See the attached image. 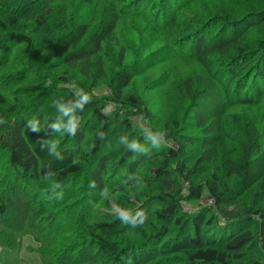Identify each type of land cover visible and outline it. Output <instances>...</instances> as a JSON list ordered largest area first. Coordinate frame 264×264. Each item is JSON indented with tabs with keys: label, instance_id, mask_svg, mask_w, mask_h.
I'll use <instances>...</instances> for the list:
<instances>
[{
	"label": "trees",
	"instance_id": "1",
	"mask_svg": "<svg viewBox=\"0 0 264 264\" xmlns=\"http://www.w3.org/2000/svg\"><path fill=\"white\" fill-rule=\"evenodd\" d=\"M91 1L86 0L85 3L89 4ZM190 1L192 0H110L104 9L101 24L95 31L89 32L87 21L81 22L66 27V33H59L50 41L52 33L64 28L63 13L55 6L57 0H27V10L16 5L18 0H7L0 3V32L8 33L6 41H0V80L9 74L11 53L18 43L25 44L32 57L44 54L46 62L53 61V67H64L68 72L86 79L101 78L104 72L103 54L116 48L113 34L122 14L130 11L141 15L147 11L155 23L167 20L159 27L171 29L176 24L179 10ZM259 14L252 20L248 16L234 22L224 19L220 21L215 17L206 25L200 26L193 38L188 35L179 41L180 50H188L185 56L191 54L200 60L210 58L216 62L212 65L210 78L203 82V86L190 91L192 116L188 125L183 127L196 131L191 135H184V139L188 143L199 142L203 145L207 154H210L207 159L213 156L220 140L223 115L228 103L237 101L254 105L264 96V31L260 39H255L254 44L244 39L252 27L264 28V12ZM19 15L32 21L34 25L31 32L9 28V17ZM124 54V49L119 48L118 55L122 61ZM13 76H8L6 82L16 81ZM132 76L129 72H121L113 79L114 102H123V89L130 84ZM69 82L70 78L66 75L56 76L53 86L57 90L60 84L64 86ZM2 91L3 87L0 86V94ZM61 91L63 113H73V118L67 124L66 148L53 146L39 128L29 125L25 115L12 112V107L6 111L0 105V248L18 251L25 249L38 255L40 264H174L173 258L166 257L148 262L156 256L158 247L164 243L169 232L166 225L159 231L153 229L151 233L141 231L139 240L125 245L108 242L101 234L96 233L112 229L121 232L134 222L133 217L146 207L148 201L141 207L129 206L130 200L127 198L128 204L123 205L121 212L115 214L112 220H105L103 217L90 221L87 218L92 214L89 212L91 206H88L90 209L83 208L88 198L79 190L71 192L67 188H73L76 180L85 174L88 179L85 194H101L109 188L108 183L120 175L122 181L132 176L140 177L139 172L147 163L156 164L157 169H151L150 175L142 178L155 198L160 200L161 206L156 210V216L161 222L174 223L185 229L187 224L182 222L185 217L179 215L183 210L170 193L175 184L187 179L185 169L180 168V179H175L172 183L171 161L178 158V152L174 148L168 149L165 158L157 163L154 154L150 156L143 152L148 146L146 142L150 134H147V137L139 138L140 143L134 149H126L122 157L108 169L109 163L115 158L103 153L107 133L113 125L104 113L108 101L104 100L99 106L100 100L88 91L81 95H76L73 89L67 87ZM127 100L128 104L141 107L137 98L128 96ZM90 113L101 125L93 130L90 145L82 148L87 123L85 119ZM52 120L55 121L54 118ZM173 123L174 127H181L177 121ZM129 127L130 125H125V128ZM165 131L169 139L176 140L171 129L166 128ZM263 147L260 144L248 145L239 155L237 163L243 181L254 177L256 160L253 155L264 157ZM139 152L143 155L134 159ZM46 181L53 187L44 185ZM126 184L130 185V182H125L123 186ZM123 186H115L113 192L123 191ZM206 189L218 206L226 203L229 187L219 184L216 179L207 187L197 186L193 191L194 197L201 199ZM263 194L264 177L256 195ZM22 206L27 209V215L17 224L9 216L13 212L19 216V208ZM221 210L220 217H211L208 224L221 221V217L225 222L231 220L230 212ZM256 214L261 218L264 232V210L259 209ZM109 216L111 215H107ZM194 229V235L189 238L193 246L188 257L189 264H230L244 257L241 249L245 244H249L250 248L257 245L253 231L248 227L235 232L217 227L218 231L215 230L212 234V238L216 240L209 245H202L200 230L195 225ZM79 230L84 233L75 234ZM26 238L32 239L30 244L25 243ZM145 253H148L146 258L143 257ZM248 264L264 263L252 261Z\"/></svg>",
	"mask_w": 264,
	"mask_h": 264
},
{
	"label": "rangeland",
	"instance_id": "2",
	"mask_svg": "<svg viewBox=\"0 0 264 264\" xmlns=\"http://www.w3.org/2000/svg\"><path fill=\"white\" fill-rule=\"evenodd\" d=\"M6 1L0 0V3L3 4ZM25 1L27 0H18L16 5L27 10L28 2ZM85 2L86 0H57L55 6L59 7L63 13L64 28L52 33L50 41L59 33H66V27L77 23L87 21L90 26L89 32L99 27L104 9L110 0H92L89 4ZM261 12H264V0H192L179 10L176 24L171 29L159 27L167 20L155 23L147 11L141 15L126 12L118 18L113 34L114 48H116L111 49L106 55L103 54L104 72L101 78L95 80L86 79L74 72L70 73L64 67H53V61L46 62L44 54L41 57H32L27 46L18 43L11 53L8 72V76L14 75L16 81L6 82L7 75L0 80V86L3 87L0 94V100L3 101L0 105H3L6 111L12 107V112L25 115L29 125L39 128L53 146L66 148L65 134L73 113H63L61 90L67 87L73 89L76 95L88 91L90 95L100 100L99 106L104 100L108 101L104 113L113 125L107 133L103 153L109 157H115L109 163L108 169L113 167V163L122 157L126 149H134L137 143H140L139 138L147 137V134H150L146 142L148 146L143 152L150 156L154 154L156 157L154 160H157V163L165 158L164 155L167 154L168 149L174 148L178 152V158L171 161L172 183L175 179H180V168L185 169L187 179H182L175 184L170 193L183 210L179 215L182 214L185 217V220H182L187 224L185 229H181L174 223L161 222L156 216V210L161 206L160 200L155 198L150 187L142 181L143 176L150 175L151 169H157L156 164L147 163L139 172L141 178L132 176L122 181V175H120L116 180L110 181L109 188L101 194H85L88 183L85 174L76 180L73 188H67L71 189V192L79 190L88 198L83 208L90 209L88 206H91L89 212L92 214L87 218L90 221L103 217L105 220H112L115 214L121 212L123 205L126 206L129 203V206L141 207L145 205V202H149L138 215L133 217L134 222L121 232L115 229L96 232L108 242L125 245L139 240L141 231L151 233L153 229L159 231L166 225L169 232L164 243L158 247L155 259L151 258L148 262H156L161 257H166L173 258L174 264H189L188 257L193 251L189 238L194 235V225L200 230L203 238L202 245L212 244L216 240L212 238V234L217 227L231 229L234 232L248 227L253 231L257 245L255 248H250L249 244H245L241 249L244 257L230 264H248L252 261L264 263V232H262L261 218L256 214L257 210H264V194L256 195L259 183L264 177V157L253 155L256 160V172L249 181H243L237 163L239 155L248 145L264 146V96L254 105L237 101L228 103L223 115L220 140L213 156L207 159L210 154H207L203 145L199 142L188 143L184 139V135H191L196 131L183 127L192 116L190 91L203 86V82L210 78L212 65L216 62L210 58L200 60L191 54L185 56L188 50L181 51L179 48L184 36L189 35L188 37L193 38L200 26L212 21L215 17L220 21L224 19L234 22L248 16L252 20ZM9 18L7 20L11 30L26 33L32 31L34 24L26 17L19 15ZM263 29L252 27L244 39L254 44L255 39L261 38ZM7 38V32H0V41H6ZM119 48L125 51L123 61L118 55ZM121 72H129L133 78L123 89V102L116 103L112 100L113 79ZM65 75L71 82L64 86L60 84L55 90L53 86L55 77ZM128 96L137 98L141 102V107L128 104ZM1 118L3 120V117ZM4 118L7 117L4 116ZM86 119L87 123H83L85 128L82 148L90 145L93 130L101 125L91 113ZM38 121H40L39 124H37ZM174 121L180 124L179 129L174 127ZM125 125L130 127L125 128ZM166 128L173 131L172 134L176 140L167 137ZM72 146H74L73 142ZM142 155V152H139L134 159H139ZM216 179L219 184L222 183L230 188V191L226 192L228 199L224 205L218 206L207 189L201 199L194 197L193 191L197 186L207 187ZM127 181L130 185L123 186ZM44 185L53 187L48 181ZM121 185L123 191L119 190L115 194L113 192L115 186ZM127 198L130 200L128 203ZM24 207L19 208L21 211L19 216L18 213L13 212L9 219H13L12 221L17 224L21 222L27 215V209ZM221 209L230 212L231 220L225 222L221 217V221H216L213 225L208 224L211 217L215 215L220 217ZM107 215L111 216L107 217ZM77 233H84V231L79 230L75 232ZM31 241V238H26L25 243L30 244ZM147 254L145 253L143 257H148ZM24 263L40 264V258L25 249L18 251L0 248V264Z\"/></svg>",
	"mask_w": 264,
	"mask_h": 264
}]
</instances>
